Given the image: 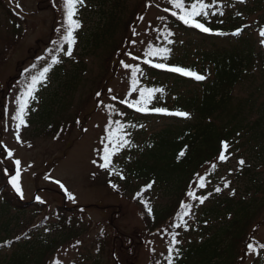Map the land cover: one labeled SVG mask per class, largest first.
Returning <instances> with one entry per match:
<instances>
[{
  "label": "trees",
  "instance_id": "trees-1",
  "mask_svg": "<svg viewBox=\"0 0 264 264\" xmlns=\"http://www.w3.org/2000/svg\"><path fill=\"white\" fill-rule=\"evenodd\" d=\"M227 3L232 9L223 16H213L207 25L224 32L225 35L204 33L184 25L170 13L163 15L167 17L164 25L194 35L199 40L196 43L205 48L192 55L189 44L182 42L179 45L185 50L184 53L175 56L172 52L168 63L191 67L205 75V80L197 81L141 63L145 73L141 77V84L162 87L165 90L163 94H157L154 105L169 110L187 111L191 113V118L138 113L118 102L114 105L118 106L119 111L126 112L127 116L120 117L117 113L111 116V119H122L144 126L152 125L148 128L130 129L137 147L126 149L118 161L119 167L124 168L127 174V180H120L119 185L130 188V185L133 186L134 182H137L139 189L151 178L157 181L153 189L145 193V199L153 208L151 216L138 200L146 214L147 232L157 227L169 226L174 212L178 210L179 201L185 199L184 192L190 178L196 171L204 172L201 165L205 160L212 159L221 138L239 141L234 145V148L238 149L235 155L228 163L218 165L217 171L209 177L211 184L208 189L197 192L201 195L206 194V191L215 185L222 187L221 178L227 176V179L232 181L230 188L236 190V195L232 196L229 194L230 189H224L221 193H214L203 205L193 208L195 219L188 229L190 236L180 239L182 243L178 247L181 253L174 264H235L240 257L241 246L243 247L246 241L254 244L264 243L253 235L250 236L248 232L249 228L256 227L255 222L264 209V96L259 97L261 92L264 94V87L256 90L255 94L236 101L233 96L235 87L243 77L255 76L257 63L264 61V45L260 43L261 50L257 49L261 37L255 34L253 24L249 23L251 16L264 8V0H246L245 3H240V0H228ZM1 4H4L7 15L15 22V13L6 6L4 0H1ZM85 5L79 10L82 27L85 25V13H99L100 20L103 21L87 35L84 34V29L82 40V28L77 30L78 40L73 57H67L52 44L35 60L30 57L32 62L26 68L28 71L20 72V82L24 85L30 75L42 71L54 56L62 60L60 64L52 66L48 73L47 85L39 87L36 94L38 103H32L38 107L33 113L34 116L27 118L28 125L33 122L42 124L44 132L54 131L58 122L56 119L67 113L73 94L83 81L87 68L85 55L89 49L100 48L102 45L112 49L114 47L109 45L119 23L122 24L123 36L133 27L131 21L137 8L130 10V16L127 18V15L124 16L125 0H85ZM237 13L242 15L238 16ZM218 20H223V23H218ZM244 24L250 27L244 29L239 36L232 35L237 27ZM262 26L264 19L260 24V27ZM123 38L126 40L128 36ZM172 39L175 40L174 37ZM177 41L174 44H177ZM77 45L82 46L78 52ZM193 56L198 61L192 59ZM39 57L44 59H38ZM33 64L36 68L31 67ZM261 76H264V64H261ZM77 113L79 112L75 114ZM48 121L50 124H46ZM237 133L240 135L237 136ZM56 134L60 135L58 132H55ZM185 145L188 146L186 156L178 162V152ZM127 156H131V161H127ZM240 158L245 159L246 166L241 171H236ZM229 169L233 170L231 175L228 174ZM2 176L3 173L0 172V180ZM81 208H71L72 214L69 216L61 205L50 211L44 202H28L20 198L12 186L6 180L3 181L0 184V264H52L63 247L69 245V241L81 233L80 228L83 225L80 222L84 212ZM12 212L17 215L13 216ZM27 213L42 218L32 225L24 221L21 225L20 216ZM15 221H18L21 230H15L12 225ZM162 234L169 236L167 233ZM16 237L20 239L17 240ZM119 237L124 238L117 230L112 237L104 230L95 245L98 247L95 250L96 256L85 251L73 264H118L114 261L115 252L122 262L124 253ZM9 241L11 243H8ZM167 247L163 251L166 258ZM173 255L175 256V253ZM163 261L168 263L167 260H161L162 264ZM251 264H264V251L259 256L254 255Z\"/></svg>",
  "mask_w": 264,
  "mask_h": 264
},
{
  "label": "rangeland",
  "instance_id": "rangeland-1",
  "mask_svg": "<svg viewBox=\"0 0 264 264\" xmlns=\"http://www.w3.org/2000/svg\"><path fill=\"white\" fill-rule=\"evenodd\" d=\"M4 2L17 16L14 17L15 22L11 20L0 0V141L13 149L15 158L22 162L23 196L15 193L28 202L36 200L46 203L51 209L50 211L61 205L68 216L72 214L71 208L75 206L82 207L81 209L84 210L80 222L83 225L80 228L81 233L69 241V245L64 246L65 249L63 247L61 251L59 250L60 252L58 251L60 255L57 259L62 264H73L85 251L96 256L95 250L98 247L95 245L104 230L111 237L114 236L116 230L124 236L123 239L119 237L122 253L125 254H123L122 262H120V256L116 255V252L114 254L116 257L114 261H117L118 264H162L161 260H167L163 251L171 238L162 233L156 234L160 227L147 232L146 214L139 201L133 198L135 192L140 189H138L139 183L134 182L133 186L129 184L130 188L119 185L121 182L117 177H109L106 171L94 166L91 161L97 159L93 150L98 146L99 138L104 135L106 122L113 115L109 116L104 105L116 103L111 100L107 89H113L112 94L119 98H124L130 89V71L123 69L119 61L124 60L127 63H134V61L124 54V49L132 51L135 55H140L148 42L153 44L161 42L160 46L165 45L166 42L161 38L162 35L160 39H157L158 33L146 31V28L151 22L153 29H163L164 21L158 20L157 17L168 14L163 11L164 7L169 6L167 0H152L153 6L150 8L145 7L148 0H125L126 13L124 16L127 15L128 18L130 10L137 8L131 22L140 35L132 36L130 29L126 31L124 36H128V38L124 40L122 24L119 23L114 38H112V46L109 45L114 48L109 49L102 45L100 48L89 49L90 51L88 50L89 52L85 55L87 68L83 77L84 83L82 81L74 92L67 113L56 119L62 123L57 122L54 131L46 132L43 131V125L38 122L22 127L20 132L21 140L24 143H18L14 137V121L11 117L14 114L15 105L10 101L18 95L19 91L23 90L20 72L21 70L25 71L32 62L30 57L35 60L38 55H42L47 46L53 44L52 41L58 39L60 34L56 32V29L60 26L62 12L58 11L57 7L61 5L62 0H55L57 7L53 6V0H18L22 6L20 8L16 7L17 0H4ZM227 2L228 0H218V6L222 8L224 14L232 9ZM156 4H159L160 7H156ZM137 13L144 15V21L137 20L138 15L135 16ZM86 14L83 17L85 25L81 30V40L84 29V34L87 35L103 21V19L100 20L99 13ZM210 18L213 19V16ZM263 19L264 8L250 18L249 23L253 24L257 36H259L260 24ZM171 29L175 33V41L178 40L177 44L171 46L175 56L185 51L179 45L181 41L189 44L192 55H195L197 50H205L204 46L196 43L199 40L194 35L177 28ZM132 39L137 40L135 46L129 44ZM81 40L80 42H82ZM140 41L145 43L142 45ZM167 46L170 47V45ZM81 48L82 46L77 45V52ZM257 49L261 50L260 38ZM192 59L198 61L195 56ZM261 64H264L263 60L261 63H257L254 69L255 76L243 77V80L237 84L233 91L235 101L253 95L256 90L264 87V76L260 77ZM97 91L102 93V97H95ZM135 95L133 94V98ZM263 96L264 94L261 92L259 97ZM101 99L103 104L98 107L97 103ZM5 106H7V112H5ZM37 107V104L34 106L31 104V108L36 109ZM116 107L118 106L116 105ZM77 111L79 113L75 114ZM33 113L34 111H30L28 117H33ZM76 118L81 121L84 128L88 129L86 133L82 131L81 125L73 123ZM46 124H50V122L48 121ZM150 126L145 125L144 127ZM55 132L60 135H55ZM56 136L59 138H54ZM29 143L32 147H28ZM120 158L121 156L114 158V162L118 164ZM28 165L32 166L28 167ZM0 167L8 168L12 173L15 171L13 161L4 154L3 148H0ZM7 179L8 177L3 174L0 184ZM109 179L119 185V190L110 187ZM55 180H60L73 193L75 200L69 199L67 193L55 183ZM234 183L236 184L235 180ZM37 196L41 199L37 200L35 198ZM12 215L17 214L12 212ZM41 218L42 216L38 217L35 214L27 213L20 216V222L21 225L23 221L32 225V223L40 221ZM193 221L189 220V224H194ZM255 224V231L252 227L248 230L250 236L253 235L255 239L264 241V209L259 213ZM12 225L15 226V230H21L18 221L12 222ZM175 231L180 232L178 239H186L190 236L188 230L175 229ZM77 241L80 243L77 244ZM150 241L152 243H149ZM245 244L243 247L241 246L240 257L245 254ZM152 248H155L154 252L151 250ZM240 257L235 264H240ZM253 257L254 255L247 256L245 264H251ZM163 264L168 263L163 261Z\"/></svg>",
  "mask_w": 264,
  "mask_h": 264
},
{
  "label": "snow or ice",
  "instance_id": "snow-or-ice-1",
  "mask_svg": "<svg viewBox=\"0 0 264 264\" xmlns=\"http://www.w3.org/2000/svg\"><path fill=\"white\" fill-rule=\"evenodd\" d=\"M246 0H240V3H245ZM168 7H164L163 11L165 13H170L172 17L182 22L184 25L200 30L204 33H214L218 35H225L224 32L218 29H213L207 26L211 20L212 16H223L224 12L222 8L218 6V0H167ZM53 6L57 7L55 0H53ZM85 0H62V3L57 7L58 11L62 12V20L60 21V26L56 29L59 33L58 39L52 41L67 57H73L74 47L77 44V30L82 28V21L79 19V10L84 7ZM152 0H148L145 4L146 8L152 7ZM16 7H22L18 0L16 2ZM156 7H160L156 4ZM238 16L242 15L237 13ZM144 15H138V21H144ZM160 21H165L167 17L159 16L157 17ZM218 23L222 24L223 20H218ZM250 27L247 24L241 25L235 29L232 35L239 36L244 29ZM146 31H155L158 33L157 39L163 36L166 42L164 46L156 45L148 42L140 55L133 54L132 51L124 49V54L131 58L134 63H127L124 60H120L119 63L121 67L125 70L130 71V89L126 92L124 98H119L117 95L112 94L113 89H107V93L110 94L112 101L118 102L120 105H124L129 109L134 110L138 113L148 114V113H159L169 116L191 118V113L183 111L180 109L169 110L166 107H157L154 105V101L157 98V94H163L164 88L162 87H149L141 84V77L145 75L144 69L141 67V63L148 65L152 68L165 70L168 72L176 73L184 77L194 78L197 81H203L207 77L203 74L198 73L191 67L181 66L179 64H170L168 61L171 58L172 48L167 45H172L175 43L174 39L171 37L175 36V33L168 27L167 24L164 25L163 29L152 28L151 22L148 23ZM132 36H139L135 27H131ZM259 36L261 37L260 43L264 45V26L259 29ZM143 45L145 42L140 41ZM182 43V41H181ZM129 44L135 46L137 40L132 39ZM65 45L67 47H65ZM49 51H52L49 49ZM38 59L43 60V57ZM62 60L57 56L52 58V61L48 66L43 67L42 71H39L35 75H30V79L26 80L23 85V90L19 91L18 95L15 96L10 103L15 105L14 114L11 119L14 121V137L18 143H24L21 140V128L28 126L27 117L30 115V111H35V108H31L33 102L38 103L37 92L40 86H46L48 82V73L50 72L53 65L60 64ZM32 68H36L33 64ZM28 69H25L27 72ZM133 94L135 98H133ZM95 97H102V93L97 91ZM103 104V100H99L97 106L99 107ZM109 116L113 113H117L120 117H126L127 113L119 111L116 105L109 103L104 105ZM5 112H7V106H5ZM73 123L81 125L83 132H87L88 129L84 128L81 121L77 118ZM99 127V125H96ZM144 128L143 124L133 123L131 121H122V119H109L104 126V135L99 138V144L94 148V154L97 159H93L91 163L106 171L109 177H117L121 181L127 180V174L124 168H120L117 163L114 162V158H119L121 154L127 149L131 150L137 145L133 142V133L130 129ZM63 131V129H61ZM237 136L240 134L237 133ZM56 139L59 136L54 137ZM239 143L238 140H229L227 138H221L218 142V148L211 160H205L201 165L204 168V172L200 171L194 172L192 178L186 185V191L184 192L185 199L180 200L178 203V210L174 212L173 220L169 222V226L165 228H158L156 234L167 233L171 239L168 243L167 251V262L168 264H174L175 259L180 256L181 250L178 247L182 243L178 237L180 236L179 231L175 229H182L187 231L191 225L189 220L195 219V213L193 208L198 205H203L214 193H221L224 189H230L229 194L232 196L236 195V190L230 188L232 183L231 180L227 179V176L222 177L223 186L215 185L211 190L206 191V194L198 195V190H207L211 180L209 177L215 173L218 169V165L228 163L229 160L235 155L238 149L234 148V145ZM28 147H32L29 143ZM0 148L4 149V154L13 161V167L15 169L14 173L8 168L0 169L4 175L8 177L7 183H9L16 193L23 196V188L21 184V160L15 158V152L13 149L9 148L7 144L0 141ZM188 151V146L185 145L177 155V161L179 162L186 156ZM127 161H131V156H127ZM236 171H241L243 167L246 166V161L244 158H240L237 161ZM32 165H28L31 167ZM232 169L228 170V174L231 175ZM95 176V173H93ZM55 183L63 189L67 196L71 200H75V196L72 192L68 190L67 187L60 181L55 180ZM110 187L114 190H119V185L114 183L112 179L108 180ZM157 183L155 178L149 179L140 189L134 194V199L140 201V203L146 208L147 213L151 216L153 213V208L149 201L145 199V193L153 189L154 185ZM37 200L41 198L39 196L35 197ZM154 219V217H153ZM206 223V222H205ZM255 231V229H253ZM20 239V237H16ZM8 243H11L10 241ZM77 244L80 241L76 242ZM149 243H152L151 241ZM153 252L155 248L151 249ZM264 251V243L254 244L253 242H246L245 244V254L240 257V264H245V258L247 256L256 255L259 256L261 252ZM175 253V256L173 255ZM54 264H62L60 260H55Z\"/></svg>",
  "mask_w": 264,
  "mask_h": 264
}]
</instances>
